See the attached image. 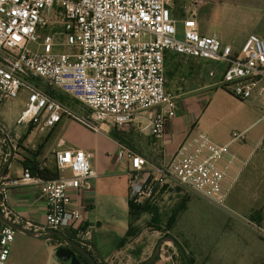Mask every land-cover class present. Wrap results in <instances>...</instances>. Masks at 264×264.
Segmentation results:
<instances>
[{
	"label": "built area",
	"instance_id": "built-area-1",
	"mask_svg": "<svg viewBox=\"0 0 264 264\" xmlns=\"http://www.w3.org/2000/svg\"><path fill=\"white\" fill-rule=\"evenodd\" d=\"M168 54L214 64L209 76L215 86L258 105L264 124V40L257 35L234 52L219 39L201 35L194 18L175 19L171 0H0V105L26 91L18 123L37 131L53 130L67 119L95 134L105 126L126 132L144 117L150 136L163 139L166 126L177 118L180 99L167 87ZM50 91L77 102L82 113ZM198 132L194 142L158 163L118 143L115 161L129 166V204L150 206L161 191L182 189L238 217L228 205L241 171L233 174L239 158L231 145L245 144V133H234L223 145ZM259 146L264 147V134ZM54 155L57 179L44 181L29 169L22 176L44 197L45 224L24 222L13 213L5 183L0 184L1 211L7 220L40 234L71 232L92 252L96 225L76 199L98 178L93 156L71 148ZM249 224L264 240V227ZM16 234L0 219V264H7ZM159 259L169 260L164 251Z\"/></svg>",
	"mask_w": 264,
	"mask_h": 264
},
{
	"label": "crops",
	"instance_id": "crops-1",
	"mask_svg": "<svg viewBox=\"0 0 264 264\" xmlns=\"http://www.w3.org/2000/svg\"><path fill=\"white\" fill-rule=\"evenodd\" d=\"M190 1L191 6L187 7L184 19L194 18L197 21L201 35L219 39L224 45L230 46L234 52L240 51L250 35H257L264 40V0ZM179 65L181 66L180 72L179 76L177 75V79H175L174 88L178 85V89L181 91L185 90V92L177 94L180 98L177 118L166 126L164 138L156 140L150 136L147 121L144 117L137 118L131 129L126 133V138H131V140L134 138L132 142L138 148L137 153L155 163L160 162L162 158H171L177 154L181 146L194 142L198 138L199 122L209 106L210 99L214 94V88H216V80L209 76L212 67H215L214 64L173 54L166 56V67L168 69L172 68L175 70ZM70 102L77 105V108L82 109L77 102L71 99ZM260 117L261 112L259 110V114L255 118H251L242 131V133H245L246 143L232 144L231 150L239 158V162L233 167V174L235 175L241 170L237 183L244 177L243 185L246 186V189L249 184H255L258 187V193L255 195L254 201L251 199L243 200L240 192L239 199H242L243 205L246 206L244 212L251 214L254 210H261L259 215L264 226V195H260L259 190V184L262 183L261 179L264 177V147L261 148L259 146L264 129L261 135L254 134L256 127L261 124L259 122ZM18 125L20 124L18 123ZM21 126H24L23 130H31L30 125L23 124ZM111 128L106 126L103 133L111 132V130L117 131ZM29 132L28 136L25 137L26 142L20 148L23 149L24 154L20 155L17 154L19 152L18 146L24 140H20L22 138L14 130L10 129L9 134L5 133L16 154L0 184L5 183L8 186V204L13 213L24 222L30 221L34 225L41 226L45 224L44 197L37 186L22 182L23 163L27 157L36 160L39 165L55 172V151L67 148L81 149L92 154L93 159L97 152L101 154L100 144H102L105 150L104 154L99 155L98 158L96 156V160L93 163L91 162L97 171L98 178L93 182V189L84 191L77 197L76 202L81 206L88 220L96 225L94 241L97 262L106 264H115L117 262L122 264V260L130 256L129 251L135 247V243L138 240L132 241L122 248L119 247L120 242L129 230L131 217L128 200L129 166L127 162L117 163L115 161L118 145L108 139L106 135H97L93 132L89 135L81 132L82 135L87 137L86 140L69 143V141L62 138L65 142L63 146H60L61 140L56 146H52L48 150L35 151L37 149L36 146L32 148L28 146V143L31 142L28 139L29 136L34 135L33 130ZM138 133L144 136L136 137ZM205 134L218 144H229L231 141V138H228L217 142L209 132ZM91 135L94 137V142L91 140L87 141ZM3 142L8 147V153H3V157L7 156L9 158L11 150L8 143L5 140ZM146 142H148V145H146ZM139 144H142V146L140 147ZM41 147L42 143H40V149ZM38 151H41V153L34 156ZM245 162L246 165L244 166ZM241 190L244 191L245 189ZM233 191L234 189L231 195L234 193ZM64 234L67 237L72 235L71 232ZM19 235L15 236L7 264H65L56 257V249L62 244L55 240L54 237L46 240L40 239L43 242H36L39 239L33 240L34 238L22 233H19ZM175 239L180 240L178 237H175ZM109 240L111 243H106ZM181 244L184 243L181 242ZM39 245L44 247L43 251L38 252L32 248ZM186 252L191 256L188 249H186ZM263 262L264 258L262 257L256 264ZM154 264L166 263L159 259Z\"/></svg>",
	"mask_w": 264,
	"mask_h": 264
},
{
	"label": "rangeland",
	"instance_id": "rangeland-1",
	"mask_svg": "<svg viewBox=\"0 0 264 264\" xmlns=\"http://www.w3.org/2000/svg\"><path fill=\"white\" fill-rule=\"evenodd\" d=\"M173 3V16L178 21L186 17V9L191 6L190 0H171ZM59 28L57 26V29ZM56 41L62 42L61 36H56ZM180 65L173 70L166 67V75L168 79V90L174 94L185 92L179 90L177 85L174 88V82L179 76ZM214 68V67H212ZM176 77V78H175ZM173 82V83H172ZM190 91V90H189ZM66 103H70L77 112L82 113L78 106L72 104L70 99L63 98ZM28 94L22 91L17 98L9 99L0 105V134H9V130H14L17 135L24 140L19 144L17 154H24L21 145L26 142L25 137L34 131V135L29 136V147L36 146L37 150L40 149V143L44 146L43 149L48 150L52 146H56L62 138L72 143L73 141L86 140L87 137L82 135L81 132L92 134V131L81 125L75 120H63L62 123L57 125L53 130L45 132L37 131L34 128L29 130L24 129V126L18 125V121L26 107ZM259 106L253 102H244L235 98L230 93L221 88H214V94L210 99L209 106L202 115L199 122L202 131L209 132L215 141L220 142L230 139L234 133H242L244 127L247 125L251 118H255L259 114ZM106 126L102 128L103 132ZM112 129V128H111ZM264 125L261 123L256 127L254 134L261 135ZM4 131V132H3ZM101 132L100 134L106 135L108 139L118 143H122L132 148L136 153L138 148L132 142L134 138H126V132ZM13 134V133H12ZM6 135V134H5ZM99 135V134H97ZM125 135V136H124ZM144 136L137 134L136 137ZM125 137V138H124ZM19 140V141H20ZM94 142V137H88L87 141ZM143 141V139H141ZM140 141V140H139ZM9 145V144H8ZM148 145V142H146ZM139 146L141 147L142 144ZM101 154H104L102 144ZM103 152V153H102ZM3 153H8V147L3 139H0V168L4 166L9 158L4 161ZM263 153V152H262ZM16 154V153H15ZM97 152V158L100 155ZM96 156L91 160L93 163ZM10 157V156H9ZM249 162V160H248ZM264 182V177L261 179ZM244 177L234 186V193L230 194L228 205L237 212L238 217H232L226 214L221 209L209 204L194 194L182 189H172L161 191L154 203L150 205L145 213L137 219H132L130 241L120 242L119 247H124L132 241L138 240L135 247L130 249V256L122 260V264H143L155 253L159 242L166 236L178 237L180 240L177 242L190 252L191 256L186 252L192 264H256L261 258H264V240L249 224V222L261 225L260 211L254 210L251 214H246L245 205L243 200L254 201L255 195L258 193V187L254 184L247 186L243 185ZM259 184L260 195H264V183ZM244 187V188H242ZM241 189H245L244 191ZM241 192L243 200L239 199ZM100 197V195H98ZM100 202V201H99ZM261 205V203H260ZM116 216V215H115ZM112 224V223H111ZM169 225L172 226L170 232ZM18 236L19 233L17 232ZM16 234V235H17ZM125 238V237H124ZM26 239H28L26 237ZM32 240V239H29ZM35 240V239H33ZM32 240V241H33ZM57 240V239H55ZM111 240V239H110ZM106 243H111V241ZM58 241V240H57ZM36 242H43L40 239ZM184 243V244H181ZM59 243L65 245L64 240L60 238ZM42 244V243H41ZM184 245V246H183ZM36 251H43L44 247H32ZM164 251L165 258H168L166 264H183V258L177 246L173 243H166L162 246L161 252ZM89 254L95 258L96 246L94 241V251ZM97 264H106L98 263ZM120 264V263H115Z\"/></svg>",
	"mask_w": 264,
	"mask_h": 264
},
{
	"label": "water",
	"instance_id": "water-1",
	"mask_svg": "<svg viewBox=\"0 0 264 264\" xmlns=\"http://www.w3.org/2000/svg\"><path fill=\"white\" fill-rule=\"evenodd\" d=\"M0 139L5 140L9 144V148L11 150V154L7 162L4 164L0 171V182L3 180V178L6 175V172L10 166V164L13 161L15 152L13 151V146L10 143V140L7 135L5 134H0ZM0 219L5 222L8 226L12 227L15 229L17 232L25 234L31 238L34 239H50L52 237H59L64 242L66 243L65 245H61L56 249V257L59 261L65 263V264H84V260L87 259L88 261L91 262V264H97V262L94 260V258L86 251L84 250L81 246H79L74 240L68 238L63 232H58V231H48L46 233H37L35 231L29 230L27 228H24L18 224H15L5 218L1 211L0 207ZM166 243H173L177 246L178 250L180 251L185 264H191L190 260L183 249V247L177 242V240L172 237V236H166L163 239L160 240L159 245L153 254L152 257H150L145 263L143 264H154L157 262L161 255V249L162 246Z\"/></svg>",
	"mask_w": 264,
	"mask_h": 264
},
{
	"label": "trees",
	"instance_id": "trees-1",
	"mask_svg": "<svg viewBox=\"0 0 264 264\" xmlns=\"http://www.w3.org/2000/svg\"><path fill=\"white\" fill-rule=\"evenodd\" d=\"M50 93L55 98L59 99L62 102H65L64 99H63L65 97H67L65 94H63L61 92H58V91H50ZM33 128H34V126H30V129H33ZM20 148H22V147L20 146ZM43 148H44V146L41 147V149H43ZM38 153L40 154L41 151H38L34 156H37ZM23 165H24V169H29L32 172L33 175L38 176L40 179H42L44 181H52V180H55V179L58 178L57 171L53 172V171L49 170L47 167L39 165V163L36 160H32L31 158L27 157L25 159ZM148 207L149 206L137 207V206H134L132 204H129V214H130V217H131V221H130L129 230H128L125 238L122 240L123 243L131 240L130 238L132 237V234H131L132 232H131L130 229H131V224H132V221H133L132 219L139 218L142 215V213L146 212ZM171 228H172V226L169 225V230H167L166 232H170ZM54 238L57 239L58 241L60 240L59 237L55 236ZM68 238L74 240V237L72 235H69ZM190 263L192 264L191 259H190ZM84 264H91V262L88 261L87 259H85ZM183 264H185L184 259H183Z\"/></svg>",
	"mask_w": 264,
	"mask_h": 264
},
{
	"label": "flooded vegetation",
	"instance_id": "flooded-vegetation-1",
	"mask_svg": "<svg viewBox=\"0 0 264 264\" xmlns=\"http://www.w3.org/2000/svg\"><path fill=\"white\" fill-rule=\"evenodd\" d=\"M84 262H85V260H84Z\"/></svg>",
	"mask_w": 264,
	"mask_h": 264
}]
</instances>
